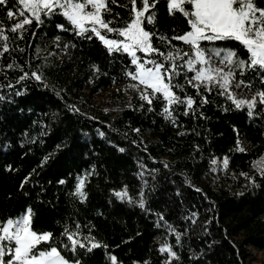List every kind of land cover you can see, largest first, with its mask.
Listing matches in <instances>:
<instances>
[{
	"label": "trees",
	"instance_id": "obj_1",
	"mask_svg": "<svg viewBox=\"0 0 264 264\" xmlns=\"http://www.w3.org/2000/svg\"><path fill=\"white\" fill-rule=\"evenodd\" d=\"M257 4L264 7V0ZM124 5L131 7L128 0L110 2L105 18L117 13L126 18ZM7 7L16 11L11 0ZM5 11L0 10V22L7 30L22 18L9 20ZM154 11L159 33L171 37L189 30L179 13L169 16L165 0ZM59 23L64 20L58 16L39 29L33 22L23 40L7 32L9 47L16 50L5 53L0 64L15 61L23 71L14 67L0 73V85H15L0 87L6 97L0 102V146L10 145L0 151V221L31 207L33 229L51 232L58 246L64 227L73 231L79 224L81 238L90 234L107 245L86 255L83 249L76 256L62 252L81 264H111L110 256L116 264H264V175L256 167L264 163V115L249 118L246 109L235 110L216 90L203 88L201 95L210 102L199 107L196 90L181 78L184 93L175 91L192 96L198 110L185 116L178 109L173 125L160 114L161 103L154 101L150 112L127 88L134 83L122 76L128 59L110 58L99 41L62 32L55 27ZM57 35L60 47L54 43ZM66 43L70 46L63 49ZM213 46L242 53L236 42ZM93 64L100 73H93ZM33 71L43 72L48 88L35 80L16 83L24 72ZM244 79H253V91L264 89L258 77ZM16 90L24 95L16 96ZM237 140L243 152L236 150ZM45 156L49 159L40 167ZM79 178H84L83 201L75 194ZM253 182L259 186L252 187ZM125 188L136 201L144 191L145 209L117 199L115 193ZM165 244L178 259L159 251Z\"/></svg>",
	"mask_w": 264,
	"mask_h": 264
},
{
	"label": "snow or ice",
	"instance_id": "obj_2",
	"mask_svg": "<svg viewBox=\"0 0 264 264\" xmlns=\"http://www.w3.org/2000/svg\"><path fill=\"white\" fill-rule=\"evenodd\" d=\"M11 2L16 9L15 12L7 7L9 0H0L2 6L0 10H6L5 16L9 20L16 17L22 19H18L7 30L0 22V61L3 60L5 53L16 50L10 49V36L7 32L18 34L11 37L12 39L23 40L24 33L33 22L39 29L47 21L58 16L64 20V23L55 25L58 30L71 32L84 40L99 41L110 58L128 59L129 63L122 70V76L134 83H129L127 88L136 92L140 101L147 103L149 106L147 110L150 112L153 111L151 106L154 101L161 103L163 107L160 114L173 125L177 123L174 112L178 109H183L182 114L185 116L190 113L195 115L198 110L194 108L196 100L192 96L185 93L182 97L175 91L184 93L185 84L180 83L181 78L196 90L197 96L200 97L199 107L210 102L206 96L201 95L203 88L208 93L216 90V95L231 102L235 110L246 109L249 118L254 114L264 115V89L257 88L253 91V79H244L245 76L258 77L260 83L264 84V7H259L257 0H165L169 16L179 13L189 27V30L182 34L176 33L173 29L176 34L171 37L159 33L154 27L157 16L154 9L160 0H139V7L138 0H128L131 7L123 6L128 15L122 20L119 13L115 17L109 15V18H105V14L111 13L109 3L115 4L116 0H11ZM117 22L120 23L119 27L111 26ZM147 26H153L154 30H147ZM32 36L35 37L36 32H32ZM60 40L61 37L57 35L54 40L57 47H60ZM172 41H180L187 47L177 46ZM216 42L226 44L236 42L246 58H241L242 53L235 47L213 46ZM69 46L66 43L63 49ZM71 46L75 47L74 44ZM20 51L23 52L24 49ZM14 67L23 71V67L13 61L6 66L0 64V73L4 72V68ZM91 67L94 74L100 73L98 65L93 64ZM101 74L108 75L107 72ZM31 80L41 82L45 88L49 87L44 83L42 71H33L30 74L24 72L16 83ZM112 80L116 83L115 77ZM0 87L14 89L15 85L9 83ZM15 95L22 96L24 92L16 90ZM5 99V95L0 94V102H4ZM69 107L72 111H79L74 106ZM140 107L143 108L144 105L141 104ZM134 131L138 132L139 129ZM179 134L184 135L183 132ZM9 147V144H4L0 146V151H7ZM236 150L244 151L239 147V140ZM48 159L49 156H45L40 167ZM212 163L216 164V160ZM228 163V158L225 157L223 159L225 169ZM256 167L260 174L264 175V163ZM7 170L12 169L9 166ZM29 175L31 176V173ZM28 180L29 177H26L21 183V188ZM59 183L64 184L65 181L60 180ZM258 186L255 182L252 183V187ZM83 188L84 178H79L75 194L81 201L86 199ZM115 196L121 201L127 200L130 204L138 203L141 209H145L143 190L140 192L139 201L129 197L127 188L116 192ZM195 215L193 213V216ZM33 216V210L28 207L18 216L0 221V264H81L79 259L70 261L62 252L68 251L76 256L77 249H83L85 255L92 253L93 249L101 247L107 249V245H102L90 234L81 238L79 224L73 231H69L67 226L64 227L61 233L63 239L58 246L51 232L38 233L33 229ZM166 226L170 231H175L171 225ZM179 239L180 234L177 233V242ZM159 251L178 259L177 253L167 244ZM109 260L111 264H116L115 256H110ZM166 264H171V260H166Z\"/></svg>",
	"mask_w": 264,
	"mask_h": 264
}]
</instances>
